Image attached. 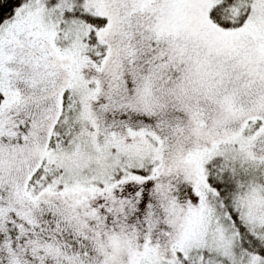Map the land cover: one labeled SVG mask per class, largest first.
I'll use <instances>...</instances> for the list:
<instances>
[{"label":"snow or ice","instance_id":"1","mask_svg":"<svg viewBox=\"0 0 264 264\" xmlns=\"http://www.w3.org/2000/svg\"><path fill=\"white\" fill-rule=\"evenodd\" d=\"M0 264H264V0H0Z\"/></svg>","mask_w":264,"mask_h":264}]
</instances>
